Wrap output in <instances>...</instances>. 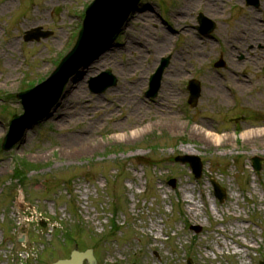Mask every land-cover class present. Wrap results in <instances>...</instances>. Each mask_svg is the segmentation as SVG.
Instances as JSON below:
<instances>
[{"label":"rangeland","instance_id":"374dc122","mask_svg":"<svg viewBox=\"0 0 264 264\" xmlns=\"http://www.w3.org/2000/svg\"><path fill=\"white\" fill-rule=\"evenodd\" d=\"M90 1L0 0V143L9 119L22 112L15 94L55 68ZM234 1L221 0L212 14L196 0L190 14L174 19L186 0H142L110 46L114 64L83 71L45 119L27 128L13 148L0 149V264H49L67 257L75 244L91 248L98 264H186L188 258L193 264H258L264 256V163L257 176L250 158L264 159V62L254 61L241 44L250 36L246 21L261 25L244 4L231 11ZM198 12L216 22L210 36L193 27ZM37 27L49 35L25 41L24 32ZM158 37L165 38L161 49L154 44ZM235 47L244 49L231 54ZM219 51L225 68L213 67ZM168 53L165 74L173 68L180 73L164 75L162 84H172L170 111L180 129L155 125L127 135L115 119L140 126L157 120L154 113L169 92L146 98L144 91L159 57ZM8 60H14L11 68ZM105 69L116 85L92 93L87 79ZM190 78L201 86L195 106L187 102ZM81 81V96L93 111L58 123L65 105L79 107L71 90ZM127 91L143 103V112L125 100ZM100 108L106 115L90 136L69 146L66 141ZM184 154L199 156V178L174 160ZM210 179L225 188L223 202L214 197ZM17 197L32 204L24 220L13 209Z\"/></svg>","mask_w":264,"mask_h":264},{"label":"water","instance_id":"95a60500","mask_svg":"<svg viewBox=\"0 0 264 264\" xmlns=\"http://www.w3.org/2000/svg\"><path fill=\"white\" fill-rule=\"evenodd\" d=\"M139 2L140 0L93 1L86 10L83 26L74 48L61 60L59 66L46 81L31 90L17 94V97L22 99L24 114L14 115L10 121L9 132L2 143L4 150L12 148L23 137L27 128L49 115L51 108L57 105L63 96L65 86L70 78L77 73L79 67L89 64L111 44L114 35L126 25L129 15L137 10ZM209 28L211 29V25H209ZM39 36L37 30H32L27 32L25 38L38 39ZM166 63L167 59H164L156 74L151 78L149 93L153 96L159 87L160 75ZM103 78L105 79L103 80ZM115 82L116 78L107 70L101 73L98 78L90 79L89 85L91 90L101 92L106 87L114 85ZM189 89V102L194 106L199 96V83L193 80ZM175 160L182 163L188 162L195 177L200 176L202 163L199 157L184 155L176 157ZM251 162L252 167L259 175L264 160L254 156L251 158ZM211 184L215 197L222 202L226 197L225 189L214 179H211ZM84 259L87 264H97L92 249L88 248L81 252L75 246L68 258L58 259L51 264H83ZM187 264H192L190 259L187 260ZM259 264H264V258L259 261Z\"/></svg>","mask_w":264,"mask_h":264},{"label":"bare ground","instance_id":"6f19581e","mask_svg":"<svg viewBox=\"0 0 264 264\" xmlns=\"http://www.w3.org/2000/svg\"><path fill=\"white\" fill-rule=\"evenodd\" d=\"M196 0H186V4H184V7L182 9V13L179 12V13H176L175 15H172V17L174 19H181L183 18L184 15H187V14H190V6L195 2ZM221 0H206V2L204 3L207 8V10L209 11V13H212V14H216L217 13V10H218V3L220 2ZM200 0H197V3H199ZM142 12V11H141ZM140 12V13H141ZM208 15V14H207ZM137 19H139L140 17L136 16ZM134 18V17H133ZM249 28L250 30V35L251 37L249 39H246V45L245 43L244 44H241L242 46H247L248 44H250L252 42V39L256 38V37H259L261 36V33L259 31V27L257 26L256 22L251 19L250 21H246L245 23V27ZM240 29V28H239ZM238 28H236V31H239ZM165 35H167V33L165 32ZM165 35L163 37H165ZM160 38L158 37L157 38V41L154 42V44L157 45L158 49H161L163 48L164 46V42H165V38ZM140 39V38H139ZM233 41V40H232ZM241 41H244V40H241ZM129 46V43L126 44V47ZM236 49H238V52L240 51H243L244 47H239V48H233L232 51H231V54L234 52V51H237ZM112 49L111 48H108L106 51H104L103 53H101V55H99L98 57H96L90 65L86 64V65H82L81 67H79V70L77 72H82L83 70L84 71H89L90 70V67L91 66H95L94 68L98 71L99 69H102L103 67L105 66H108V65H112L114 64L115 60H114V55H113V52L111 51ZM251 52L253 50H250ZM261 52V51H260ZM255 52L253 53V56L257 59L261 56L262 52ZM8 68H11L13 63H14V60H8ZM15 67V66H14ZM96 73V72H95ZM180 73V69L179 68H173L172 72H168L167 74H164L166 77H174L175 75L179 74ZM79 76V75H78ZM74 77H72L70 79V83L73 82ZM7 79H10V78H7ZM73 80V81H72ZM137 81H139L140 79H136ZM212 83H214V79H211ZM70 87V85H69ZM68 87V89H69ZM84 87V83L83 81L81 82H76L75 84V87L72 88L71 90V93L76 96V99L74 101V104L75 106H79V107H75L74 109H70V106L68 105H65V107L61 110L59 116L57 117V121L58 123L66 120V121H71L72 119H74L75 117H82V118H86V116L89 114V112L93 111L92 109H94L93 106H91L88 102L87 104H85V102L83 101V98L81 96V92H82V89ZM110 88V87H108ZM107 88V89H108ZM106 89V90H107ZM104 90V91H106ZM165 90L166 92V95L167 93L169 95L166 96V99L165 100H161L160 103L158 104V110H157V113H154V116H158L157 120L151 122V123H141V124H144L143 126H140V123H137V122H134V121H131L129 123H125L124 121H119L120 119H115V121H118L116 123V125L124 132V133H127V135L131 132V131H128L129 129H132V133L133 135H136V134H141L143 132H146V130H148L149 128L155 126V125H165L167 126L168 128L172 129V130H178L180 129V124L176 121L177 120V116L172 113L170 111V108L172 106V100L174 99V96H173V90H172V84L168 83V85H164L162 84L161 86V93H163ZM124 91H126V89H124ZM127 95L128 97L125 99V100H128L129 103H133V106L135 108L136 111L138 112H143V108H144V105L142 102H140L136 97H133V93L131 91H127ZM68 103H71V101H68ZM95 104H100L99 101L97 102H94ZM54 108V107H52ZM77 109V110H76ZM73 110H76V111H73ZM94 112H97L98 113V117L97 118H88V123H87V128H84V130H81L80 131V134H75V136L70 140V141H66V143H68V145H75V143L81 141V137L86 135L85 137H88L90 136V134L88 133H91V128L101 119V117H104L106 114V111H104V109H96L94 110ZM100 113V114H99ZM111 114H114V112H111ZM200 126H203L202 124H200ZM199 130V129H198ZM256 131V130H255ZM253 131L252 134L255 132ZM249 133V132H248ZM248 133H242L241 134V138H244L245 135H247ZM89 144L91 145L90 141H89ZM96 143L93 144L92 146V149L96 147ZM84 150V149H83ZM21 208V206H20Z\"/></svg>","mask_w":264,"mask_h":264},{"label":"flooded vegetation","instance_id":"af4514ba","mask_svg":"<svg viewBox=\"0 0 264 264\" xmlns=\"http://www.w3.org/2000/svg\"><path fill=\"white\" fill-rule=\"evenodd\" d=\"M237 2V0H235V3ZM244 4L245 6H247L249 9L254 10L255 13L258 15V21L261 25V27H259V31L261 33V36L256 37L254 39H252V42L250 44H248V48L249 50H253L252 52H258L261 51L262 54L259 58H255L252 54V57L254 59V61H258V62H264V0H258V3L255 5H248L247 4V0H241V4ZM255 21V20H254ZM261 21H263V24H261ZM251 37V35L249 36V38ZM251 59V60H253Z\"/></svg>","mask_w":264,"mask_h":264},{"label":"trees","instance_id":"16d2710c","mask_svg":"<svg viewBox=\"0 0 264 264\" xmlns=\"http://www.w3.org/2000/svg\"><path fill=\"white\" fill-rule=\"evenodd\" d=\"M17 164H18V162H17ZM20 168H21V165L19 164V168H17V176H22V173L20 172Z\"/></svg>","mask_w":264,"mask_h":264}]
</instances>
